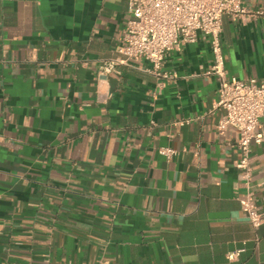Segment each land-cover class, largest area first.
Returning <instances> with one entry per match:
<instances>
[{
	"label": "crops",
	"instance_id": "crops-1",
	"mask_svg": "<svg viewBox=\"0 0 264 264\" xmlns=\"http://www.w3.org/2000/svg\"><path fill=\"white\" fill-rule=\"evenodd\" d=\"M128 18L125 0H0V264H264L209 41L166 57L163 88L146 60L101 81ZM221 40L229 75L264 83V15L224 17ZM250 163L264 214V143Z\"/></svg>",
	"mask_w": 264,
	"mask_h": 264
},
{
	"label": "built area",
	"instance_id": "built-area-1",
	"mask_svg": "<svg viewBox=\"0 0 264 264\" xmlns=\"http://www.w3.org/2000/svg\"><path fill=\"white\" fill-rule=\"evenodd\" d=\"M125 1L129 18L124 34L115 50L116 57L102 60L98 68L99 79L106 80L112 74L121 76L122 67L146 60L150 66L145 71L158 80V88H163L176 78L175 74L163 72L166 57L196 43L202 34L209 41L213 54V64L207 74L215 76L218 83L215 107L224 112L218 128L231 127L239 132L237 147L241 157L237 168L248 188L246 195L239 200L241 209L251 225L260 228L264 214L258 210L251 190L253 169L250 156L254 145L264 143V134L259 131L260 119L264 116V83L256 78L239 79L229 75L221 34L224 17L233 20L257 18L264 15V11L249 8L244 0ZM108 99L109 95L98 94V102ZM158 153L167 160L179 154L171 147L159 148ZM240 252L229 254L228 259L237 260ZM97 264L109 262L100 260Z\"/></svg>",
	"mask_w": 264,
	"mask_h": 264
}]
</instances>
